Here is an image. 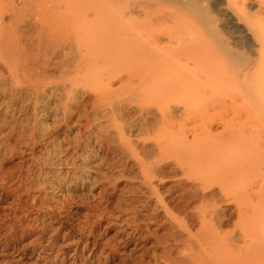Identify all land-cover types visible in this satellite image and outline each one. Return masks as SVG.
Masks as SVG:
<instances>
[{"label":"bare ground","instance_id":"6f19581e","mask_svg":"<svg viewBox=\"0 0 264 264\" xmlns=\"http://www.w3.org/2000/svg\"><path fill=\"white\" fill-rule=\"evenodd\" d=\"M224 1L245 37L219 2L0 0V264H264V1Z\"/></svg>","mask_w":264,"mask_h":264},{"label":"rangeland","instance_id":"374dc122","mask_svg":"<svg viewBox=\"0 0 264 264\" xmlns=\"http://www.w3.org/2000/svg\"><path fill=\"white\" fill-rule=\"evenodd\" d=\"M264 1V0H262ZM220 3V8L218 9V13L216 12V19L219 23V25L222 27H220V29H223L225 30V28L229 31V32H226L227 30H225L226 34L229 33L228 35H233V36H239L240 38H243V36L245 35L242 31L245 30V28L243 26H245V23H242L241 25V29L239 26H235V21H236V16L234 15H231V13L229 12H226L225 10V1L224 0H205V7H207V9L211 12L213 11L212 10V6H214V4L216 5L217 3ZM208 5V6H207ZM219 5V4H218ZM222 5V6H221ZM160 8L162 10V12H167V14L169 15L171 12L170 11H174V8L171 4L169 3H163L162 5H160ZM224 8V9H223ZM230 17V18H229ZM185 19H187V17H185ZM219 19V20H218ZM232 22V23H231ZM163 25L159 27V30L161 29L162 27V31L164 32H167V31H170L172 28V26L174 25L173 23H171L170 21H166L164 23H162ZM173 24V25H172ZM227 24V25H226ZM234 24V25H233ZM224 26V27H223ZM229 26V27H228ZM233 26V27H232ZM243 27V28H242ZM164 28V29H163ZM167 30V31H166ZM163 32V33H164ZM162 33V32H161ZM238 37V38H239ZM245 37V36H244Z\"/></svg>","mask_w":264,"mask_h":264}]
</instances>
